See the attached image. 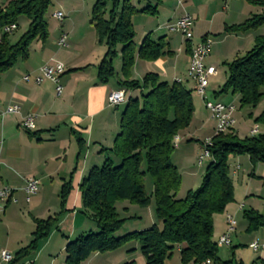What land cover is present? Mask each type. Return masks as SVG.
Returning <instances> with one entry per match:
<instances>
[{"label":"crops","instance_id":"crops-1","mask_svg":"<svg viewBox=\"0 0 264 264\" xmlns=\"http://www.w3.org/2000/svg\"><path fill=\"white\" fill-rule=\"evenodd\" d=\"M56 1L59 11L65 14V21L51 27L48 24L47 42H34L27 60L19 61L0 75V189L11 188L14 200L0 211V252L7 250L15 258L28 247L34 238L35 220H47L61 213L63 186L71 182L72 191L66 201V212L49 237L42 241L31 257L15 264H67L68 244L99 231L97 224L81 213L80 186L89 172L94 167H101L110 156L103 150L113 148L120 133L121 114L117 110L126 105L112 107L108 101L113 92L123 90L118 86L122 65L114 66L116 73L119 70L120 74L115 82L112 79L104 85L98 79V67L107 48L98 43L96 31L90 23L93 3L85 0L76 7L68 6L64 0ZM131 3L138 10L147 7L157 10L155 14L138 13L133 17L136 38H139L135 41L136 47L139 48L149 37L156 43L163 40L167 46L165 52L171 53L154 62L138 59L132 69V80L142 81L147 74L153 73L168 83L182 82L193 91L195 113L190 125L192 129L177 136L179 147L173 155V163L179 170L180 167L193 170V160L200 156L204 140L215 136L216 123L205 108L203 99L197 96L195 83L188 77L192 48L205 39L212 41L205 63L218 70L207 92L212 93L217 102L236 107L234 132L238 136H253L251 131L254 127H257V133L264 134V125L255 123L264 110H259L262 103L256 108L247 107L254 109V112H249L253 125L248 129L249 133L241 135L244 127L236 118L241 107L240 96L215 95L227 80L225 64L244 56L254 48L258 37H264V27L246 33H227L226 28L264 14V7L247 0H131ZM5 4L6 1L0 0V6ZM184 16L193 19V37L188 42L183 35L170 33L167 29ZM19 26L18 22V29ZM63 35L67 36L66 47L58 45ZM53 62H61L66 67L60 80L63 87L60 96L51 81L45 80L40 85L24 81L25 76L35 75L43 66ZM130 97L133 95L126 92V98ZM11 106H19V114H7ZM31 115L35 116L36 129L27 131L22 127V121ZM76 134L84 141L83 149H80ZM231 158L238 161L234 170L230 164L234 202L223 214L214 217V241L219 244V239L227 232L226 216L232 215L238 224L231 234L228 247L231 252H223L220 249L227 246L219 245V257L222 260L235 259L243 264H264V227L249 232L248 221L244 217L249 210L264 215V161L254 165L249 156ZM114 161L118 163V160ZM29 178L37 179L40 188L27 201L25 186ZM122 205L126 214H130V205ZM148 213L149 216L154 215L153 211ZM146 229L138 228L134 232ZM255 241L261 244L258 251L250 247ZM128 252L129 248H124L121 254L96 253L82 264H146L144 258L135 259Z\"/></svg>","mask_w":264,"mask_h":264},{"label":"trees","instance_id":"trees-1","mask_svg":"<svg viewBox=\"0 0 264 264\" xmlns=\"http://www.w3.org/2000/svg\"><path fill=\"white\" fill-rule=\"evenodd\" d=\"M247 1L264 7V0ZM51 4V0H6V4L0 6V30L11 25L18 29L21 17L30 21L27 32L14 45L10 42V34H3L0 75L19 61L27 60L34 42H47L49 27L45 15ZM138 13L155 14L157 10L150 7L138 10L131 0H97L92 8L91 23L98 43L107 48L98 67L99 82L106 85L116 76L114 60L121 47L122 78L118 86L126 92L139 91L140 96L127 99L114 146L103 150L110 156L101 167H94L80 186L81 213L93 220L99 231L69 243L66 263L82 264L93 254L115 252L136 241L146 264H167L175 250L180 253L181 264H243L219 257V244L214 241V217L223 214L234 202L230 158L249 156L254 165L263 162L264 134L242 138L234 130H228L213 136L211 158L201 186L178 199L182 176L173 163L175 138L193 121V91L182 82L168 83L153 73L147 74L142 81L132 80V69L138 59L154 62L171 55L165 52L167 46L163 40L156 43L147 37L139 48L136 47L133 17ZM261 27H264V14L255 15L241 25L227 27L225 31L246 33ZM225 65L227 80L215 95H239L242 108H256L264 102V37L256 39L251 51ZM255 123L264 125V110ZM77 142L83 149L84 141L79 135ZM146 176L153 181L150 194L146 190ZM71 191V182L66 183L60 194L62 212L47 220H35L33 241L10 264L38 251L66 212ZM122 202L142 208L154 203L161 227L154 224L149 229L116 237L127 221L117 210V204ZM244 217L249 232L264 227V215L257 211H246Z\"/></svg>","mask_w":264,"mask_h":264},{"label":"built area","instance_id":"built-area-1","mask_svg":"<svg viewBox=\"0 0 264 264\" xmlns=\"http://www.w3.org/2000/svg\"><path fill=\"white\" fill-rule=\"evenodd\" d=\"M54 18L63 21L65 14L63 12H57L54 14ZM15 25L4 28V33L12 34L14 32ZM193 19L189 16H184L176 23L170 24L167 29L170 33H179L184 36L188 42V38L192 36ZM58 45L61 47L67 46V36L63 35ZM212 49V41L205 39L199 43L198 55H191L190 67L188 70V77L195 83V92H198L200 97L204 100L205 107L209 111L211 118L216 123L215 134L219 133V129L234 130L236 126L235 111L236 107L233 105H226L217 101H210L207 98V90L214 77L218 75V70L214 66H208L205 63L206 58L209 56ZM66 67L61 62H53L43 66L35 75H27L24 77L25 82H34L36 85L42 84L45 80L51 81L56 85V93L58 96L62 95L63 87L60 84L61 77L65 74ZM126 96L125 90H118L113 92L109 98V105L112 107H118L122 105V99ZM19 106H11L7 109V114H19ZM22 127L27 131H34L36 129L35 116H28L22 121ZM251 134L253 136L258 135L255 133V127L252 129ZM212 138H208L203 143V153L198 157L199 166L203 165L205 159L211 158L210 148L212 147ZM40 188V182L35 178H29L25 186V193L27 195V201L36 195ZM13 200V191L9 187H3L0 189V211ZM227 232L221 237L220 245L230 246V234L236 230L237 220L233 216L231 221H226ZM254 251H258L261 248V244L255 241L251 244ZM14 256L7 250L0 252V264H10L13 262Z\"/></svg>","mask_w":264,"mask_h":264},{"label":"rangeland","instance_id":"rangeland-1","mask_svg":"<svg viewBox=\"0 0 264 264\" xmlns=\"http://www.w3.org/2000/svg\"><path fill=\"white\" fill-rule=\"evenodd\" d=\"M4 1H6V0H4ZM51 1H52V4H51L48 12L45 15V20L49 24L50 27L52 25L53 26L54 25L55 26L61 25L65 21V19L63 21H59V20L54 18V14L57 13L60 10V8H59V4L57 3L56 0H51ZM64 1L68 4V6H70V5L75 6L76 5V7L77 6L79 7V5H81L83 2H85V0H64ZM96 1L97 0H87L88 3H91V4L93 3L92 4L93 6L96 3ZM136 5H137V3H136ZM93 6H92V8H93ZM141 7H143V6H141ZM92 8H91V13H92ZM90 20H91V18H90ZM29 23H30V21L26 17H21L19 19V25H20L19 29H16V31H14L12 34H10V37H9L10 42L12 44L16 43L22 37V35L27 32ZM3 34H4V31L0 30V37H2ZM138 39L139 38H136L135 41L137 42ZM121 49L122 48L119 47L118 56L114 60V66H115V64L118 65V67H119V64L122 65V63H121L122 62ZM221 68L223 69V71H226V69H224L223 66H221ZM121 70H122V67H121ZM119 76H120V74H119V70H118V74L116 73V76L113 78V82H115ZM224 76H225V74H224ZM222 85L223 84H221L220 87H222ZM216 89H218V87H216ZM138 93H139L138 91H129V94L133 95V98H138L140 96V93L139 94ZM207 98L210 101H216L214 98V95L210 92H207ZM124 108H125V106H121L117 110V112H119V114H121L122 111L124 110ZM263 108H264V102H262V104L260 105L259 110L263 109ZM249 112H254V109H251V108L249 109L247 107H243V108L239 107V110L236 114L237 121L239 123L243 124V127H244L242 132H241V135H246L247 133H249L248 129L253 125V120H251V118L249 117ZM210 117H211V115H210ZM191 129H192V127L189 126L187 129L181 131L180 133L183 135L187 134L189 131H191ZM214 135H215V133H214ZM178 136H181V135L179 134ZM206 140L207 139H205L204 142ZM180 142H179V144H180ZM178 147H179V145L176 147V149ZM201 148H202L201 149L202 150L201 154H202L203 153V146ZM208 163H209V159H205L203 162V165L199 166L198 158H195L193 160V163H192L193 164L192 165L193 170H191L190 168L183 170V168H181V167H180V170L178 169L181 176H182V185H181L180 191L178 193V199H180V197L185 198L187 193L189 191H192L191 189L197 190L201 186L202 181H203V176L205 174V170H206ZM230 164H231L232 170H234L236 168V166L238 165V161H236V159H234V158H231ZM243 167L245 168L246 166L244 165ZM194 173H196V174H194ZM145 185H146L147 192L151 193V191L153 190V181L149 176H146V178H145ZM122 204H129L130 205V207H131L130 214H128V215L126 214V212L122 209V206H123ZM117 207H118L120 217L122 219H127V221H126L124 227L122 228V230L116 234V237H121V236L127 235L128 233H132V232L136 231V229H138V228H142V229L151 228L152 224H157L159 227H161V223L157 221L156 216H155L154 203L150 207L142 208V207H139L136 205H131L129 202H122V203H118ZM152 211L154 212L153 213L154 215L149 216L150 213H148V212H152ZM134 216L137 217V219ZM124 248H127V249L129 248V251L134 250L133 252H128V253L131 254L132 256H134L135 259H137L139 257L143 258V255L140 251V245L136 241L130 242L127 245H125L123 248L115 251V252H117L116 254H121L120 252H123ZM130 248H132V249H130ZM220 250H222L223 252H226V253L231 252V250L228 247H222ZM111 253H114V252H111ZM134 264H137V262H134ZM167 264H181V257H180V253L178 250H175L172 259L168 260Z\"/></svg>","mask_w":264,"mask_h":264},{"label":"bare ground","instance_id":"bare-ground-1","mask_svg":"<svg viewBox=\"0 0 264 264\" xmlns=\"http://www.w3.org/2000/svg\"><path fill=\"white\" fill-rule=\"evenodd\" d=\"M16 29H17V27L15 25L14 31H16ZM188 41H192V37L188 38ZM198 53H199V44H197L194 48H192L191 55H198ZM196 93H197L198 96H200L198 92H196ZM126 102H127V98L125 96L122 99V105L126 104ZM226 131H228V130L227 129H219V133H217V134L224 133ZM255 133H257V127H255ZM217 134H215V135H217ZM178 141H179V138L176 137L175 138V145L176 146L178 144ZM240 209H242V208H240ZM232 217H233L232 215L228 214L226 216V221H231ZM220 241H221V238L219 239V244H220ZM230 245H231V234H230ZM250 247L253 249V246H250ZM204 264H210V262H207V263H204Z\"/></svg>","mask_w":264,"mask_h":264}]
</instances>
